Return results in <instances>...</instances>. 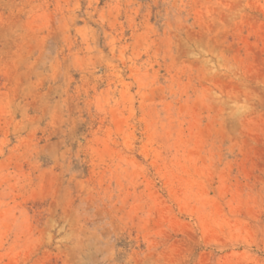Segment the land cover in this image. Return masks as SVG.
<instances>
[{"label":"rangeland","instance_id":"1","mask_svg":"<svg viewBox=\"0 0 264 264\" xmlns=\"http://www.w3.org/2000/svg\"><path fill=\"white\" fill-rule=\"evenodd\" d=\"M0 264H264V0H0Z\"/></svg>","mask_w":264,"mask_h":264}]
</instances>
